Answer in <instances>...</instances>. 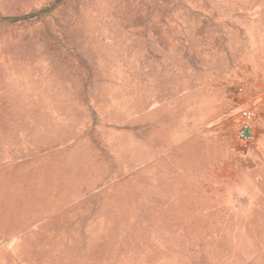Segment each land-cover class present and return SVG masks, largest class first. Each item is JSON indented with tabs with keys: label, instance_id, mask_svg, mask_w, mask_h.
<instances>
[{
	"label": "rangeland",
	"instance_id": "1",
	"mask_svg": "<svg viewBox=\"0 0 264 264\" xmlns=\"http://www.w3.org/2000/svg\"><path fill=\"white\" fill-rule=\"evenodd\" d=\"M0 264H264V0H0Z\"/></svg>",
	"mask_w": 264,
	"mask_h": 264
},
{
	"label": "built area",
	"instance_id": "2",
	"mask_svg": "<svg viewBox=\"0 0 264 264\" xmlns=\"http://www.w3.org/2000/svg\"><path fill=\"white\" fill-rule=\"evenodd\" d=\"M238 92L241 94L244 92V89L241 87L238 89ZM256 119L257 108L252 105H243L238 116L237 136L238 140L245 148H251L255 144L256 137L254 134V127Z\"/></svg>",
	"mask_w": 264,
	"mask_h": 264
},
{
	"label": "crops",
	"instance_id": "3",
	"mask_svg": "<svg viewBox=\"0 0 264 264\" xmlns=\"http://www.w3.org/2000/svg\"><path fill=\"white\" fill-rule=\"evenodd\" d=\"M254 134H255V127H254ZM255 137H256V135H255Z\"/></svg>",
	"mask_w": 264,
	"mask_h": 264
}]
</instances>
